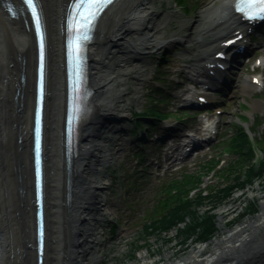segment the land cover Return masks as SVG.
Wrapping results in <instances>:
<instances>
[{"label":"bare ground","instance_id":"1","mask_svg":"<svg viewBox=\"0 0 264 264\" xmlns=\"http://www.w3.org/2000/svg\"><path fill=\"white\" fill-rule=\"evenodd\" d=\"M43 1L48 7V16H57V20H59V16H61L60 7L67 0H58L60 5L57 10L53 0ZM231 1L218 0V5H214V11H212L214 16L213 27L217 25L227 28L229 25L237 24L233 20L234 13L229 6ZM123 3L119 6V9L113 11L110 23L100 29V35L91 51L94 86L97 89V94L99 93L98 98H96V112L97 114L103 112L106 114L105 116L117 115V117H125L130 112L129 106L133 98L129 97L131 94L124 95L127 92V88L124 87L126 83L124 85L121 83L119 88L117 79L124 82L129 73L132 72L138 78L141 76V73L139 74L133 64V58L147 55L151 51L158 52L171 44V40L165 37V16H162L163 13L156 9L155 0H124ZM19 22L9 17L7 11L2 7V0H0V171L2 172L0 180L4 185L6 194H9L13 188L14 171L12 164L18 165L20 163L18 161L21 160V152L18 147L23 145L22 149L24 152L28 151L30 130L32 128L33 97L32 93L29 96L27 92L24 98V104L27 100V105L23 108L24 118L21 120V132L14 131L12 135L13 144L10 142L11 128L20 118L19 114L21 113L17 111L20 108L21 100L18 99V103L15 105L11 102V99L15 101L20 87L17 83H19L21 78L22 70L17 62L18 57L27 59V71L30 78L29 87H32L35 68V46L32 33L27 31L24 25ZM58 43L60 46V40H58ZM109 55H111L109 57L110 60L115 59L117 61V64L113 66L111 63V66L115 67L116 65L119 70L118 73L104 70L107 67L106 59H108L107 56ZM52 90L54 91V96L51 98V117L49 120L50 126H52L50 128V145L53 158L51 162L55 160V164L52 166L58 165L60 172V164L62 163L63 167L65 166L63 153L59 152L61 128L59 124L56 125V116L57 112L59 116L63 93L60 74L57 79L56 77L53 78ZM122 96H127V98L121 100ZM18 125L19 123L15 125L17 127L16 130H18ZM94 128L93 124H91V127L88 128L89 139L87 141L82 140V149H89L93 154H91V157L88 154V160H81L84 169L83 177L85 182L91 185V188H98L99 191H102L105 184L100 181L101 173L98 170L95 172L94 166L99 164L105 167L106 164H109L115 158V147L113 150L107 149L103 144L116 142L117 137L116 135L107 137L106 134L113 133L112 129H110L109 132H105L106 134L103 131L102 137L98 138V136L93 135ZM97 131L102 133L99 129ZM20 138H22L21 144L19 143ZM14 160H17V162ZM59 172L60 182L61 174ZM207 177L208 175L202 178L206 179ZM84 199L86 200V198ZM102 205L103 199L98 196L94 199L91 208L96 207L98 209ZM80 210L81 208L74 209L68 215V218L72 217L74 213L73 217L76 218V223L73 225L75 236L77 237L79 230L82 228L83 234L81 238L86 251L78 257V262H73L75 264H99L97 258L100 257L95 254L93 247L95 240L97 241L93 233L95 227V225H92L94 219L91 218L93 211L87 210L80 213ZM82 219L86 220L83 224L80 223ZM204 250V248L193 250L191 254L180 261L169 264H264V201H262L261 214L253 220H247L233 231H229L228 235L223 238L217 239L213 244L212 252L203 255L202 252Z\"/></svg>","mask_w":264,"mask_h":264},{"label":"rangeland","instance_id":"2","mask_svg":"<svg viewBox=\"0 0 264 264\" xmlns=\"http://www.w3.org/2000/svg\"><path fill=\"white\" fill-rule=\"evenodd\" d=\"M175 1L176 0H155L156 9L160 10L163 15H169L167 24H164L165 36L169 40L177 38L185 39L188 36H194L197 37V40L200 33L208 28L207 25L203 23L205 18L206 20H209V16H203L204 12L201 11L204 7L208 6L199 7V5L196 4V1L192 0L191 8L188 9V7H186L187 12L184 14L180 11L178 6H175ZM206 39L210 40V37H207ZM161 53L162 50L158 52H151L147 55L137 56L138 60H133L136 70L139 71V74L141 73L139 78L131 71L132 73H129L124 82L117 79V86L119 88L121 83H123V85L126 83V86L124 87L127 88V92L124 95L131 94L129 97L133 99L131 100V105L129 106L130 112L127 114L128 120H124L120 124H112L110 128H118V132L108 135L106 134L107 136L116 135L117 137L116 142L113 141L110 144H103L107 149L110 148L113 150L115 147V158L112 159L109 164H106L105 167L96 164L97 170L101 173L100 180L106 184L105 190L103 192H99L104 203L101 211L103 213V219H100V221L96 224V233L100 237V246L97 254L103 257L102 264H145L153 262L156 264H168L172 261H179L181 258L191 254L193 250H198L199 248H204L205 250L202 254L206 255L212 252L214 244L213 241L226 236L227 230H233L247 220H253L262 213V206H260V202L264 201V180H261V186L258 187L259 183H257L252 185L251 188L246 189L244 196L242 193H237L234 195V199L229 203L225 204L224 201L218 203V208L215 212L219 213L221 220L220 228L222 231L219 232L213 241H210L211 244L208 243L209 245L194 244L195 242L189 240L185 247L178 246L176 245V241L178 242V240L175 241L173 238L176 234L175 231L168 235V237H172L174 241L169 242L166 245H162L161 242L157 240V237L146 236L145 238V236L141 233L144 222L148 220L146 214L149 209L155 205L157 197L156 186L159 180H157L154 175H151L150 179L147 178L138 180L139 176L144 175L137 164L139 148H137L138 143H136L135 140L137 141L138 137L142 133L145 123L142 122V126H138L139 122L136 119H133V115L140 110H145L147 107L151 106L152 101L147 95H152L153 92L152 89L145 90L148 85L146 82L150 78L159 77L160 73L158 72V66L161 63ZM17 62L19 65H23L24 68L21 72L26 75V82L22 84L23 86L20 85L21 93H19V98H22V93H27L28 89V85H26L29 82L27 71L28 63L27 59L24 57H22V60H19L18 57ZM110 63L114 64L117 63V61L115 59L113 61L106 59L107 66H111ZM104 70L117 72L118 68L115 67L112 70L109 67H106ZM176 70L177 69L173 68L174 73ZM176 76L177 74H174L173 78ZM142 80H146V82L144 83ZM155 84L156 82L154 83V87ZM172 84L175 85V83ZM160 96L161 95H156L155 97ZM240 96L241 95L233 98V104L226 112V121H234L239 114L248 113L252 115L249 111H252L253 114L258 113L259 111L264 112L262 108L257 110L241 108L240 104L243 97ZM262 97L264 98L263 95ZM126 98L127 96H122L121 100ZM249 101L253 106L257 105L255 100L249 99ZM261 106L264 107V99H262ZM254 118V116L251 117V122L254 121ZM250 125H252V123H250ZM99 128V125L95 126L93 135H102V133H98L97 131ZM143 148H145V152L150 159L155 157V149H153L151 144H147ZM225 157L226 156H224V158ZM145 168L149 169L147 166H145ZM197 169L198 167L195 166L192 167L190 171H196ZM140 171L141 173H139ZM0 174L2 175L1 172ZM210 180H213L211 181L214 182L213 186L218 183H222V181L218 180V176L209 175L205 179V184L207 185ZM137 181L140 183L145 181V183L143 186L133 187V183ZM246 198H255L259 200V204L258 201L255 200L254 211L253 209L251 210L250 207H247L248 201H245ZM253 213L255 214L253 215ZM114 225L119 226L118 232L115 236L111 233V229ZM136 241L139 243H136L137 245L133 244ZM146 241L148 242L147 248L146 246H141V244H145ZM130 252H135L136 256L139 255L141 259H139V257H135L131 261L128 260L130 258Z\"/></svg>","mask_w":264,"mask_h":264},{"label":"water","instance_id":"3","mask_svg":"<svg viewBox=\"0 0 264 264\" xmlns=\"http://www.w3.org/2000/svg\"><path fill=\"white\" fill-rule=\"evenodd\" d=\"M64 109L59 122L64 125ZM47 141L39 145V164L35 169L31 151L29 164L21 160L15 165L14 186L3 208L0 209V259L2 264H73L82 250L74 245L75 221L67 206L73 201L76 206L87 188H91L82 174L75 173L68 182V173L58 170ZM17 162V160H14ZM52 163V164H51ZM80 171L81 163L74 164ZM61 174L59 182L58 172ZM38 180V188H37ZM70 195L68 198V190ZM2 211V212H1ZM85 222L86 220L83 219ZM41 243L42 251L38 252ZM79 242V241H76ZM29 249V250H28ZM41 257V260H39Z\"/></svg>","mask_w":264,"mask_h":264},{"label":"trees","instance_id":"4","mask_svg":"<svg viewBox=\"0 0 264 264\" xmlns=\"http://www.w3.org/2000/svg\"><path fill=\"white\" fill-rule=\"evenodd\" d=\"M236 146L239 148L242 157L238 161V167L232 172V181L234 184H232V187L221 190L218 196L211 194L207 199L210 206L212 205L214 207L216 203L224 200L231 194L234 188H245L253 182L254 178L264 177V162L259 167L252 163L254 156L253 148L244 132H242ZM196 183H194V180H191L187 186L179 189V194L173 200L165 202L160 211V217H157L152 225L146 226V230L148 231L149 228H153V231L157 229H169L178 222H185L184 228H178L181 236L186 235L193 237L196 241L205 242L216 237L219 230L217 226L218 216L213 214L210 208L209 211H206L202 215L197 208L198 206L203 207L206 205L205 198L201 194H198L194 201L187 198L188 190L195 187ZM254 204V201L249 200L247 207H250L254 211Z\"/></svg>","mask_w":264,"mask_h":264},{"label":"snow or ice","instance_id":"5","mask_svg":"<svg viewBox=\"0 0 264 264\" xmlns=\"http://www.w3.org/2000/svg\"><path fill=\"white\" fill-rule=\"evenodd\" d=\"M26 2L36 17L39 29L40 20L36 4L34 0H26ZM110 2L111 0H75L74 12L69 17V31L73 33L69 47L77 68L83 53V42L89 39L88 33L92 31L97 16ZM236 7L249 19L264 18V0H238ZM41 60H43V37L41 38ZM37 153L39 154V126L37 127ZM37 163L39 164V157Z\"/></svg>","mask_w":264,"mask_h":264}]
</instances>
